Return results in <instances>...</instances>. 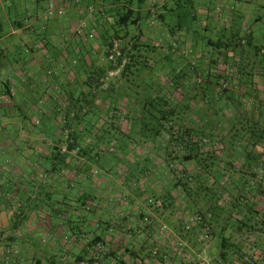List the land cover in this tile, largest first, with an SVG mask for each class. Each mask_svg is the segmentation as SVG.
Instances as JSON below:
<instances>
[{
	"label": "crops",
	"instance_id": "crops-1",
	"mask_svg": "<svg viewBox=\"0 0 264 264\" xmlns=\"http://www.w3.org/2000/svg\"><path fill=\"white\" fill-rule=\"evenodd\" d=\"M60 1L65 3L63 14L68 7L67 15L82 18L89 4L100 3L107 11L128 0H80L78 5L72 3L74 0H0V264H227L221 258V248L215 245L216 240L226 237L225 227L209 241L196 235L200 231L182 238L181 225H177L179 234L175 232L174 204L161 198L149 204L137 203L136 196L144 195L146 187L160 186L153 181L142 183L153 177L154 169H165L159 151L161 134L148 139L138 134L144 146L149 143L158 152L154 156L145 147L142 151L140 161L151 166L142 169L145 176L139 180L143 185L140 193L133 188L125 190L120 184L124 182L119 178L130 173L128 165L134 162L129 154L124 155L128 153L126 147L117 158L118 181L99 189L93 177L86 178L84 173L90 170L93 174L97 169L112 178L113 157L106 154L108 163L99 168L103 155L95 151L103 149L101 146L95 145L98 148L83 157L76 151L67 154L64 141L67 131L83 137L81 133L88 125L80 116L84 113L91 116L90 124L103 116L107 125H97L103 135L96 132L88 142L82 138L81 146L84 141L97 144L100 138L113 139L111 132L121 128L115 122L118 124L122 115L132 116L127 133L129 125L140 124V132L161 130L153 119L155 112L140 101L144 97L155 99L161 93L146 95L140 84L154 71L158 77L152 82L161 85L172 60L174 65L180 64L174 66V106L181 130L197 128L220 140L224 133L226 138L242 142L239 146L232 142L237 151L247 148L243 142L249 139L264 138V0L187 1L191 15L179 21L184 22L183 27L177 28L174 37L168 36L158 22V30L143 27L151 21L146 15L152 3L163 6L171 1L148 0L138 9L142 18L138 26L118 29L121 39L116 38L115 43L129 50L138 42L141 51L150 53H141L125 76L115 73L112 78L107 74L110 66L103 58V43L90 44L82 39L74 43L75 34L59 12L44 16L49 2ZM183 14L188 15L174 4L170 23L175 25ZM106 18L112 25L110 16L101 20L96 16L92 21L99 33L103 34L99 25ZM160 32L166 44H174L178 50L192 47L198 54L165 58L155 43ZM223 85L225 92L220 94ZM83 97L91 103H85ZM67 114L69 117H64ZM93 129L92 133L96 131ZM230 150L225 145L224 157L233 163ZM255 150L264 153V141ZM120 166L126 167L125 175ZM75 183V189H80L74 201H69L67 187L71 189ZM114 186H118L116 190ZM84 197L91 201L82 202ZM178 237L187 244V249L178 244L186 254L173 245ZM250 253L264 258L258 250Z\"/></svg>",
	"mask_w": 264,
	"mask_h": 264
},
{
	"label": "trees",
	"instance_id": "trees-1",
	"mask_svg": "<svg viewBox=\"0 0 264 264\" xmlns=\"http://www.w3.org/2000/svg\"><path fill=\"white\" fill-rule=\"evenodd\" d=\"M147 1L148 0H134L132 2V0H128L113 10L110 9L106 11L103 9L102 12L98 14V16L101 18L111 16L113 18L112 26L118 29L136 27L142 20L138 9H141L143 5L147 3ZM180 1H182V3H180ZM187 1L190 0H171L169 4H164L162 6L163 14L162 16H158V23L167 30L168 36L174 37L177 28L179 29L183 27L184 22L180 24L179 21H183L185 18H188V16L191 15V13L187 11ZM174 4L181 6L183 12L188 14L187 16L184 14L183 16L177 15L178 22L175 25L170 23L171 15L174 16ZM156 6L157 5H153V3L151 6H149V11L147 14L150 15L151 18L150 24L155 23ZM103 7L104 6H102V8ZM46 8L44 10V14L46 12ZM163 24H165V26ZM113 35L118 40L121 39L118 36V30H116ZM98 37L99 39L103 40V45L106 46L103 53V58L110 66L107 73L108 75H113L110 78L115 77V73H118L117 75L123 77L129 69L134 68L135 64L137 63L136 61L140 59L141 56L142 47L138 45V42H134L131 49L129 50L125 47L118 48L117 50L119 55L110 62L107 60V57L109 56L110 50L113 49L115 42H112L110 38L106 37V35L102 33ZM115 44L117 45V43ZM164 44L166 43L164 42ZM145 47L148 49V46ZM235 47L238 49V46ZM157 48L160 49L158 51L163 53V56L166 54L167 57L165 58L172 57L174 59V55L176 54L174 52V47L166 44L163 46H158ZM145 52L150 53L149 50H145ZM255 53L259 54L260 51L257 50ZM142 68H147V66L142 65ZM165 75L168 77L170 75V79H166V81L164 80V82L158 86L163 88V93H161L160 89L157 90V93L160 92L161 96L157 95L158 97L155 99L144 97L142 100H140L141 104L146 105L148 108H151L150 110L155 112L153 119H157L161 130L159 129L157 131H153V134L158 135L161 133L162 135L163 145L160 146L159 149L162 150L163 157H165L164 159L166 160L169 158L172 161L179 160L182 164L186 162H193L196 164L192 174L186 175L185 172H181L177 175V177H173L174 175H171V173L175 171V166L173 162L169 163L168 166L164 167L169 173V177L167 178L168 181L177 178V181H174L172 186L176 190L180 191V193L184 196H188V191L191 189H186L185 187L188 184L193 183L195 186L194 189L197 190V192L202 193L197 194V196H205V198L209 201V206L206 201L208 206L206 213L212 215V218H219L221 212L226 214V217H224V226L227 225L229 227V215L231 213L237 214V219L233 225L235 227L231 229V232L227 237L220 239V244H218L222 252L221 258L226 259V262H228L227 253L231 250V247L234 246L232 243V239L234 237L238 238V240L241 239L249 243V250H258L259 252L264 253V161H262L264 160V153H256L255 150L259 143L264 141V138L259 135L252 139V141L249 139L247 142H243L247 148H241L239 151H237L233 148L232 142H235L237 146H239V144L242 142L239 139L232 141V137L228 139L224 133L221 134L220 140L216 137H209L204 133V131L197 128L190 130H181L180 128L175 129V127L173 128L171 126V122H173V120L174 123L177 121L175 114L176 106H174V85H177L175 82L177 74L174 72V67L170 70L168 69ZM225 88V85L220 88V94ZM144 91L147 93L146 89H144ZM219 92L217 96L219 95ZM83 99L85 103H91V100L86 101L84 97ZM102 102H105V100ZM80 116L83 122L84 118L88 117L87 119L89 122H86L90 124V115L88 113H84ZM64 117H69V114L65 115ZM64 117L62 118L64 119ZM151 118L152 117L150 116V119ZM146 119H149V116H146ZM66 134L67 135L64 143L67 154L76 151L78 155L87 157L92 154V151L98 148L95 146L97 144H91L90 142L86 143V141H84L85 146L80 145L82 138L83 140L86 138L87 142L93 139L90 130L86 132L84 128L81 133L83 135L82 138H79V132L76 133L75 131H67ZM262 135H264V132H262ZM222 145L224 147L225 145L230 147V151L231 153L233 152L234 155L238 154V157H236L237 159H235L233 163L227 162L225 159L224 147ZM176 148L181 150L184 154L181 158L174 156L173 153H175ZM259 166L260 168H258ZM215 167L217 170H215ZM257 170H260L259 172H261L259 175ZM218 174L220 177L217 178ZM230 185L236 188L237 191L235 193V197L231 196L227 198L224 195L227 193V188ZM213 200H215L214 204L212 203ZM218 201L222 203L221 207L218 206ZM196 205V202H192V204L190 203L188 206L193 208ZM260 207H262V209H260ZM212 218L210 221L207 220L206 226H210L211 222H213ZM199 224L200 228L198 229L199 226L195 227L192 231L194 232L198 229L196 231L198 233V231L201 232L204 230L206 235H209V231L205 230L206 228L204 224H202V221L201 223L199 222ZM211 237H213L212 234ZM205 238L207 239L208 236H205ZM231 253L235 254V251ZM257 258L260 260V258H262L261 254L259 256L252 254L249 256L247 262H244L243 264H250V262L252 264H258L259 262L255 263V261H258Z\"/></svg>",
	"mask_w": 264,
	"mask_h": 264
},
{
	"label": "rangeland",
	"instance_id": "rangeland-1",
	"mask_svg": "<svg viewBox=\"0 0 264 264\" xmlns=\"http://www.w3.org/2000/svg\"><path fill=\"white\" fill-rule=\"evenodd\" d=\"M49 3H52V2H49ZM72 3L75 4V5H78V4H80V0H74V2H72ZM67 8H65V10H64V14L65 15L63 13H61L60 16H62L61 17L62 20L69 26L68 30L70 28V31H71V33L73 35L75 34V31H76V29L78 27L79 22H84L85 21L87 26H88L86 31H84L82 35H79V36L78 35L77 36L74 35V38H75V41H73L74 43H78L79 40L81 41V39L86 41L87 43H90V44H93V42H95L96 44H97V42H98V44L103 43V40L99 39V37H98V35H100L101 33H99V30L97 31V29H96L97 26H94V23L92 22L93 19L95 20V17L98 16V14H100L102 12V10L104 9V8H102V5L100 3H97V4L93 3V4H89V5L85 6V8L87 10L83 14L82 18H81V16L73 17V16H71L72 14H68L67 15V13H66L67 10H68ZM89 8H92L93 11L92 12H88ZM155 8H156V13H155V15H156L155 19L156 20L154 21L155 23L154 24H150V21H149L148 24L143 26L147 30H152L153 31V30H158L160 28V26H158L156 23L159 22L158 16H162V14H163L162 5L159 4ZM146 17L150 18V15H146ZM99 20H101V17H99ZM92 24H93V26H92ZM163 25L165 26V24H163ZM99 26L103 29V34H105L106 37L110 38L112 40V42L113 41L114 42L117 41V39H116V37H114L113 33L116 30H118V28H115L112 25H110V20H108L106 18L105 21H102ZM163 28L164 27H162V30H163ZM130 30H133V29L131 28ZM87 33H92L91 34V35H93V39L92 40H87L86 39L85 35H87ZM146 37H148V36H146ZM161 37H162V35H161V32H160L157 35V37H156V39L159 38V41L157 39L156 40L157 42H155V43H158L157 46L166 45V44H164V41L161 40L162 39ZM98 46H100V45H98ZM171 46L174 47V52L176 53V55L178 54V56L179 55L180 56L181 55H185V57L189 58V57H193V56L198 54V52H196V50H194L192 47H187V48H184L183 50H181V48H180L178 50V49H176L174 44L171 45ZM118 48H120L119 44H117V49ZM141 53L145 54V52L143 50L141 51ZM83 55H85L84 52H83ZM177 57H175V58H177ZM179 65L180 64H175L174 65V60H173V61H169V65H168L167 68L170 70L174 66H179ZM160 67L161 66H158V69ZM164 71H166V70H164ZM154 76L158 77V74H156V72H154V71H151L148 74V76L143 80V82L140 84V85H142V87H144V89H146V91H147L146 95H151L153 92H155V91H157L159 89H160L161 93H163V91H162L163 88L162 87H158L159 83L157 84L156 82L155 83L152 82L153 81L152 78ZM164 78L165 79H170V75H169V77L164 75ZM5 101L8 102V99H6ZM131 117L130 116H126V115H122L121 117H119V119H120V121L118 119L119 123L118 124H117V122H115V123H116V125L121 126V128L117 129V131H115V132H113V130H112V132H111L112 133V137L111 138H113V139H107L106 138L105 140H103L102 138H100L99 142H96L99 147L101 146L103 148L101 150H96V151L94 150L95 152H97L98 155H101V156L103 155L101 157L102 159L98 160L99 161V164H98L99 168H103V166H105L108 163V159L106 157H104V156H106V154H109L111 157H113L112 158L113 160L110 162V165L112 166V169H110V172H111L110 177H112V178L109 179V178L104 177L105 175H102L101 172L99 170H97V169H96V171L93 172V174L90 173V170H87L84 173V176L86 178L87 177L90 178L92 176L93 177L92 180H94L95 183L97 182V185H98L99 189H102V187L105 185V183H108V182L112 183L113 181L115 182V180H117L116 178H119V175H117V173H118V171H117V164L118 163L117 162H119V160L117 159L118 156H119L118 154H119V151L122 149V147H126V150L128 151V153H124V155L128 156V154H129V157L131 158V159L130 158L129 159L131 161H134L133 162L134 164L132 163L131 165L130 164L128 165L127 169H130V173L129 174H127L125 177L121 176L119 178L120 181L124 182L123 184L120 183L121 186L124 187L125 190L128 189V188H130V189L133 188L135 190L137 189L138 193H140L139 190L142 189V187H143L142 184L151 183L152 181L153 182H157V183L160 184V186H162L161 188H159L160 186L157 185V187H156L154 185L153 188H149V189H148V187H146L145 193H143L144 195H142V193H140L141 195L136 196V201H137L138 204H143V203L149 204V203H152V202H154L155 198H157V199L161 198L162 200H164V202H168V204H174V212H172V213H174V220L177 219V221H174V225L176 226L175 232H176V234L178 233L177 232V225H179V227L181 225L182 228H183V234L180 233L182 238L186 237L188 235H191V233L193 232L192 231L193 228L199 226L198 227V229H199L200 228L199 222L201 223V221H202V224H204V226L206 228L205 230L209 231V235H206L205 232L202 233V231H201L199 234H196L197 236L199 235V236L204 237V238H205V236H208V238L205 239V240L209 241V239L212 238L211 234L213 236L215 233H219V231L221 230V228L223 226V227H225L223 229H224L226 237H227L229 235V233L231 232V229L235 227L233 225L235 224V220L237 219V214L231 213L229 215L230 216L229 227L227 225L224 226V220H225L224 217H226L225 213L221 212L219 218H217V217H213L212 218V215L206 213L207 212V207L209 206L208 199H206L205 196H202V195H200L199 197L197 196V194H202V193L201 192H197V190L194 189L195 186H194L193 183H190V184H188L185 187L186 189L187 188L188 189L191 188V189L188 191L189 195L188 196H184L183 194L180 193V191L176 190L172 186L174 181H177V178L176 179L174 178V179L168 181L167 178L169 177V174L167 175L165 169L163 170L162 167H159L157 170L154 169V171L156 173L153 174V177H151L149 180L147 179V181L145 183L144 182L142 184L139 183L140 182L139 180H141L140 177H144L145 176V174H143L144 172L142 171L143 167L146 166L145 168H149V166H151L150 163L144 164V163H142V161H140L141 160V155L143 154L142 151H144V147H145L146 151H148L149 153H152L151 155H154V152L156 154L158 152L157 151H153V148H152V146L149 143L146 146H144V144L141 143L142 141L138 138V134L139 135H142V134L145 135V137L147 139L150 138V136L153 137V135H155V134H153V131H147V132L146 131H144V132L141 131L140 132V129H141L140 128L141 124H140V125L133 126V127H131L129 125L128 127H129L130 131H128V133H127V125L129 123V118H131ZM138 117H140V116L138 115L137 118ZM89 118H90V116H89ZM95 120H94L95 121L94 124L91 123L89 125L87 123V122H89L87 117L84 118V122L88 124L86 126V129H85L86 132H88L89 130L91 131V129L94 127V129L96 131L93 132V133L91 132V136H93V134H96V132H98L100 135H103V133L101 132V129L99 130V128L100 127L105 128L106 125H107V123L104 122L105 121L104 117L100 116V117H97ZM171 123H172L171 126L173 128L175 127V129H177V128L179 129V127H178L179 124H177L176 122L174 123V120ZM97 125H99L100 127L97 126ZM112 125H115V124H112ZM160 137L162 138V135ZM95 138H96V136H95ZM85 140L87 141L86 138H85ZM84 146H85V142H84ZM159 151H161V150L159 149ZM173 154L177 158H181L184 155L182 153V151L179 150L178 148H176V151ZM232 155H233L232 158L235 161V157H238V154L234 155V153H233ZM164 158L165 157H163V160H162L163 164L165 163L164 166H168V164L172 163V162H173V164L175 166V171L173 173H171V175H174L173 177H177V175L180 174L181 172H185L186 175H190V174L193 173V171H194L193 169L196 166V164H194L193 162H186V163L182 164L179 160L172 161L169 158H167L166 160ZM119 169H120L119 171H121L122 175H125L127 173L126 167L124 168V166L123 167L120 166ZM215 170H217L216 167H215ZM144 171H145V169H144ZM114 182L112 183L113 185H114ZM75 185H76V183L74 184V186H72L71 189H69L67 187L66 193L68 194L67 198H68L69 201H74V199L78 195L77 192L79 191L80 188L78 186H76V189H75ZM114 187H115L114 189L116 190L118 186H114ZM236 191H237V189L230 185V186H228L227 191H226L227 193L224 196H226L227 198H229L231 196L235 197ZM119 192L123 193V194L127 193L126 191H123V190L122 191L120 190ZM56 199H57V197L54 196V200H56ZM81 201L82 202H90L91 199H88L87 197H84V198L81 199ZM206 201H207L208 206L206 204ZM214 201L215 200H213V202H212L213 204H214ZM192 202L193 203L196 202L197 205L195 207H193V208L189 206L190 207V210H189L187 207H188V205L190 203L192 204ZM186 205H187V207H185L186 209L183 208V206H186ZM175 206H178L179 209L175 210ZM218 206H220V207L222 206V203L220 201H218ZM260 209H262V207H260ZM163 213L164 214H168V213H170V211H164ZM51 218H53V217H51ZM211 218H212L213 222H211L210 226L209 225L206 226L207 220L210 221ZM162 230L164 232L166 230V227L163 226ZM182 238L181 239L179 238V240L175 239L173 245H174L175 248H177L181 252V254L182 253L186 254L185 253L186 251L185 252L182 251L183 249L181 247H183V246L178 247V244L182 243L184 245V247L187 249V244H186V242L183 241ZM37 241L38 242L41 241V238L38 237ZM216 241L217 242H215V245L220 244L219 243L220 242L219 239L216 240ZM198 242L202 243L203 241L199 239ZM200 243H198L199 246H200ZM232 243L234 244V246H232L231 250L227 253L228 254V262H227V264H230V263L233 264L234 262H237L239 264H243L244 262H247L249 256L252 255L250 253L251 250H249V243H247V242H245L244 240H241V239L238 240V238H236V237H234L232 239ZM195 248H198V246H195ZM233 251H235V254L231 253ZM188 256H189V254L187 255V257ZM188 259H190V257H188ZM257 260L258 261H255V263H258V262H259L258 264L264 263V258H260V260H259V258H257ZM250 264H252V263L250 262Z\"/></svg>",
	"mask_w": 264,
	"mask_h": 264
},
{
	"label": "built area",
	"instance_id": "built-area-1",
	"mask_svg": "<svg viewBox=\"0 0 264 264\" xmlns=\"http://www.w3.org/2000/svg\"><path fill=\"white\" fill-rule=\"evenodd\" d=\"M64 2L63 1H60L59 4H54V3H49L47 5V8H46V12L44 14L45 17H51L53 16V14L57 11L59 12V14H61L63 12V9H64ZM92 8H89L88 9V12H92ZM87 24L86 22H79L78 24V27L75 31V35L79 36V35H82L84 31H86L87 29ZM92 33H87V35H85L86 39L87 40H92L93 39V35H91ZM118 51H117V45L114 44L113 46V49L110 50V53H109V56L107 57V60L108 61H113L115 59L116 56H118ZM124 63V62H123Z\"/></svg>",
	"mask_w": 264,
	"mask_h": 264
}]
</instances>
